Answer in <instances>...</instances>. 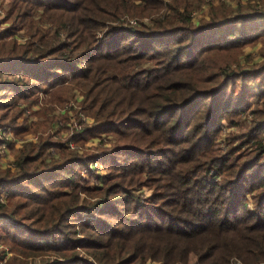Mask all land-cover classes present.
I'll use <instances>...</instances> for the list:
<instances>
[{"label":"trees","instance_id":"1","mask_svg":"<svg viewBox=\"0 0 264 264\" xmlns=\"http://www.w3.org/2000/svg\"><path fill=\"white\" fill-rule=\"evenodd\" d=\"M213 1L4 0L0 127L29 133L16 121L44 98L0 168L2 264L264 263L261 90L218 142L264 76V0ZM72 84L77 110L56 114Z\"/></svg>","mask_w":264,"mask_h":264},{"label":"rangeland","instance_id":"2","mask_svg":"<svg viewBox=\"0 0 264 264\" xmlns=\"http://www.w3.org/2000/svg\"><path fill=\"white\" fill-rule=\"evenodd\" d=\"M206 1V0H204ZM227 4H230L231 6H235L238 2V0H225ZM241 2H245L246 0H240ZM213 3L216 4V1H213ZM195 3V2H194ZM5 3L4 0H0V21L3 19L4 17V9H5ZM207 12V7H205V5L201 4L200 8L198 10H196L195 12L193 11L191 13L192 15V21L194 24H196L199 20L200 17L203 16V18L208 19L207 15H205ZM145 23V21H143ZM260 21L257 22V24ZM132 23V22H131ZM2 28H8V23L6 24H0V29ZM260 29H258L257 31V35L261 34L259 32ZM261 41L257 42L256 44L252 45V46H248V47H244L243 52L244 54H251L252 55V62H258L261 60V58L259 57V55L255 56V59L253 58L254 55H256V53H258L260 47H261ZM244 84V88L241 90L242 93V99H244V97H246L249 101L248 103L244 104V107L242 108V113L238 116V118L236 119L235 123L237 124V126L235 125H226V122L223 121L221 124L224 125V128L222 129V132L218 135V142H225V139L227 138L228 134H233V135H238L240 134L242 131H244V128L248 127V124L246 122V120L249 118V113L250 110H253L254 108H256L257 106H260V104H256L259 101H255V99H252V95L254 93H257L258 91L261 90V92L264 94V76H255L252 75L248 78H246V81L243 83ZM237 86H240V81H238ZM72 90L70 91L69 97H68V101L60 106H54L55 108V113L56 114H64V113H72V109L77 110L78 108V104L81 101V95L78 94V89L77 86L75 84L71 85ZM81 90V89H80ZM237 90L240 91L239 87H237ZM237 91V92H238ZM233 92L234 89H228L224 93L226 96H229V98L231 100H233V98H231V96H233ZM236 94V92H235ZM35 98L38 99V103H36L35 105H31L27 111L24 112V114L22 115V117L18 118V120L16 121L17 123L21 122V118H26V124L28 125V127L30 128L29 133H26L24 135L21 134H15L14 132L10 131L7 127L2 126V128H4V132L6 133V139L4 141L3 144H1L0 142V168H3L7 165V162H9L11 160V153H10V147L11 146H18L19 143L22 140H28L34 136H32V133L34 131L35 128V123H37L39 121V117H38V113L40 111V108L42 106L41 102L44 98V94H38ZM10 100V98L8 99ZM4 102H7L4 101ZM37 113V114H35ZM247 118V119H246ZM246 119V120H244ZM88 122H90L89 120H87ZM1 129V128H0ZM64 137V135H62V138ZM229 137V136H228ZM101 138H107L106 135H102ZM1 141V140H0ZM99 140L97 138H92L88 141V143L91 144H95L97 143ZM113 142H109L107 144H105L102 147H108V146H112ZM89 168L94 170L97 174L99 175H103L107 172V168L104 167L103 164H95V163H91L89 165ZM256 193V191H255ZM255 193H253L255 195ZM137 194L140 196V198L137 200L139 201V203L144 202L143 200L147 199L150 195H151V190L150 189H142L140 191H137ZM253 195V196H254ZM252 195H249L247 197V201H248V205H249V209H251V204L253 203L251 198L253 197ZM82 220V219H81ZM9 254H8V249L6 244L0 240V264H2L4 261H6V259H8ZM232 264H241L239 261L234 260L232 262ZM264 264V263H262Z\"/></svg>","mask_w":264,"mask_h":264},{"label":"built area","instance_id":"3","mask_svg":"<svg viewBox=\"0 0 264 264\" xmlns=\"http://www.w3.org/2000/svg\"><path fill=\"white\" fill-rule=\"evenodd\" d=\"M1 129H0V142H1V144H3L4 143V141L6 140V139H4V138H6V133L3 131L4 130V128H2V127H0ZM31 139V138H30ZM29 139V140H30ZM32 139H35V137L34 138H32ZM31 139V140H32ZM4 140V141H3ZM0 198H2V196L0 197Z\"/></svg>","mask_w":264,"mask_h":264}]
</instances>
